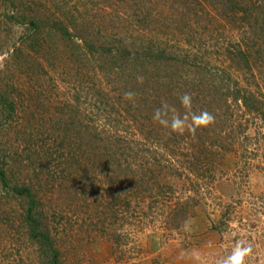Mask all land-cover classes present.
Returning <instances> with one entry per match:
<instances>
[{"label": "trees", "instance_id": "1", "mask_svg": "<svg viewBox=\"0 0 264 264\" xmlns=\"http://www.w3.org/2000/svg\"><path fill=\"white\" fill-rule=\"evenodd\" d=\"M4 1L5 8H12L4 11L0 26L9 22L22 29L20 46L13 44L10 59L20 62L31 78L47 74L45 63L60 69L73 90L68 100L53 105L50 122L42 119L48 114L44 100L34 97L30 115L37 130L46 132L42 139L49 147L43 143L45 158L38 160L30 180L19 182L14 164L8 168L0 163V198L9 206L2 210L5 215L0 213V239L14 229L31 249L10 264H61L51 221L64 214V206L50 221L38 188L57 194L73 216H82L119 247L148 216L162 215L169 231L183 227L203 208V199L195 195L199 180L213 175L215 163L228 152L243 158L250 153V123L264 125V98L248 87L258 85L252 54L264 55V0H90L96 5L84 7L88 17L81 14L82 19L77 18L78 5L85 0L64 11L53 7L54 0L48 7L49 1ZM208 5L242 34L225 53L230 65L244 72L245 86L227 71L211 69L197 51L183 53L164 39L144 35L167 37L177 29L175 33L195 43L192 23L210 17ZM131 28L143 35L124 39ZM27 92L33 97L32 90ZM82 98L89 99L85 113ZM16 109L11 93L0 89V124L13 118ZM176 119L182 123L173 127ZM26 125L23 131L35 128ZM1 152L0 145V158ZM167 177L186 179L188 192L182 190L180 196ZM227 214L216 222L207 214L210 229L220 231ZM0 248L6 247L0 242ZM6 252L0 249V264H5Z\"/></svg>", "mask_w": 264, "mask_h": 264}, {"label": "rangeland", "instance_id": "2", "mask_svg": "<svg viewBox=\"0 0 264 264\" xmlns=\"http://www.w3.org/2000/svg\"><path fill=\"white\" fill-rule=\"evenodd\" d=\"M36 1L44 4L49 1L47 7L55 3L54 8H61L64 11L73 8L76 0H54L51 4L50 0ZM85 2L83 4L80 1L78 5L80 6L78 19H82L83 16L80 15H84L82 13L84 7L90 8L94 4L90 0ZM31 5L33 4L27 7ZM207 7L210 17L192 23L191 28L197 38L195 43L194 41L188 43L186 36L175 33L177 29L167 37L148 31L144 35L147 38L152 36L157 40L164 39L169 44L175 45V48L177 46L181 48L183 53L190 54L191 51H197L198 56L207 62V66L211 69L217 72L227 71L232 79H237L240 85L245 86L246 82L243 81L245 79H242L244 72L230 65L225 53L227 46L231 48V42L242 38V34L232 29L212 7L209 5ZM11 8V4L5 8V1L0 0V17L6 9L11 10ZM86 17L88 14L84 15V18ZM131 29L124 33L126 35L124 39L130 40L139 34L143 35L135 28ZM21 32V26L17 24L6 22L4 26L3 23L0 26V47L3 48V52L0 53V89L10 92L17 106L13 118L1 120L0 163L8 168L14 164L11 167L13 176L19 182L30 180L29 176H32L35 173L34 169L39 167L38 160L43 161L45 158L42 138L46 136V132L37 130L35 117L30 115L36 100L34 97L38 94L40 100H44L48 114L43 113L42 119L50 122L49 117L52 118L54 112L53 105L68 100L73 94L71 82L59 72L60 69L56 71L45 63L47 74L39 77L34 73V77L31 78L24 72V66L20 65V62L10 59L8 52L13 48V44L20 46ZM122 36L123 33L120 37ZM252 56L258 65V68L254 69L258 85L248 83V87L250 86L249 88L264 98V55L258 57L253 53ZM84 82L87 83L85 79ZM28 90L33 91V97L29 96ZM83 100L80 110L85 113L90 104L89 99ZM28 105L31 107L29 108ZM84 120L88 119L85 117ZM28 122L35 125V128L31 127L23 131ZM247 134L253 137L247 143L250 149V153L245 156L247 159L234 152H228L221 161L215 163L213 175L207 176V180H199L200 191L196 194L193 190L189 192L203 199V208L197 210V215L188 218L183 227L173 231L164 227L162 215L157 214L153 218L148 216L144 218V224L134 225L135 227L129 231V238L122 241L119 247H115L105 235L96 233L83 221L82 216H73L68 205L56 199L57 194L47 191L45 193L38 188L41 209L50 221L52 213L64 206V214L56 215L55 223L51 221V225L54 224L52 234L61 251V264H221L237 244L244 247L251 245L252 251L245 257L244 264H264V125L259 121H253ZM30 138L31 140L28 141ZM44 145L45 148L49 147L48 143L47 147L45 143ZM167 180L176 186L180 196L183 194L182 190L186 193L190 188L186 179L167 177ZM10 203L20 208L21 204L17 201ZM8 208L5 198H0V213L5 215L3 212ZM226 211H229L228 214L225 213ZM207 214L210 216L209 220L214 222L222 214H227L226 225L220 231L210 229ZM13 230H8L6 236L0 239L1 244L6 247L0 248L1 251H7L5 264H10V261L20 254H28V251L30 254L31 250L24 243L25 239L21 232Z\"/></svg>", "mask_w": 264, "mask_h": 264}, {"label": "clouds", "instance_id": "3", "mask_svg": "<svg viewBox=\"0 0 264 264\" xmlns=\"http://www.w3.org/2000/svg\"><path fill=\"white\" fill-rule=\"evenodd\" d=\"M183 99L185 102H187L188 97L185 96ZM204 115L207 116L206 113ZM208 119H211V117L209 116ZM196 120L197 122H201L202 118L196 117ZM181 123L182 121H180L179 119H176L173 122V127H176L180 125ZM251 251H252L251 245L244 247V246L237 244V246L232 250L231 254L227 257V259L222 261L221 264H244L245 257L248 256L251 253Z\"/></svg>", "mask_w": 264, "mask_h": 264}]
</instances>
